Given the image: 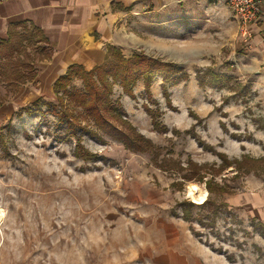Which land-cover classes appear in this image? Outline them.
Listing matches in <instances>:
<instances>
[{
  "label": "rangeland",
  "instance_id": "obj_1",
  "mask_svg": "<svg viewBox=\"0 0 264 264\" xmlns=\"http://www.w3.org/2000/svg\"><path fill=\"white\" fill-rule=\"evenodd\" d=\"M138 23L133 29L145 45L133 51L189 75L178 86L156 78L150 96L143 80L134 88L135 98L114 86L111 99L124 108L123 120L157 150L127 149L92 123L88 130L101 137L77 128V136L59 140L66 136V125L56 115L63 110L46 104H58L52 91L38 107L7 101L10 106L0 109V264H264L263 82L262 89L255 86V78H246L221 52L220 32H178L172 20L166 30L158 22ZM38 45L29 47L22 60L42 57ZM207 70L230 81L220 88L201 82L197 73ZM83 89V82L75 80L70 91ZM145 107L161 115L168 133L154 130ZM70 109L83 126L88 124L82 109ZM189 130L203 145L184 134ZM78 139L93 159L76 156ZM194 170L192 181L183 179ZM207 181L226 189L210 197L228 207L219 210L213 226L197 208L193 218L204 224L185 222L180 205H199L188 197L189 185L209 193ZM179 251L184 257L175 255ZM165 253L172 255L170 261Z\"/></svg>",
  "mask_w": 264,
  "mask_h": 264
},
{
  "label": "crops",
  "instance_id": "obj_2",
  "mask_svg": "<svg viewBox=\"0 0 264 264\" xmlns=\"http://www.w3.org/2000/svg\"><path fill=\"white\" fill-rule=\"evenodd\" d=\"M260 1L264 13V0ZM139 20L158 22L163 30L166 22L172 20L173 30L178 32H220L221 52L237 62L246 78L254 77V85L262 89L264 22L251 27L249 46L245 45L239 35V22L225 0H4L0 1V42L8 39L9 30L15 25L22 24L42 33L45 41L39 44L45 50L34 62V80L16 90L0 82L4 86L0 109L10 106L7 101L22 106L23 102L35 103L49 95L54 92L55 82L72 66L91 71L104 65L109 46L121 50L125 57L138 53L133 50L145 43L133 29ZM183 21L186 23L182 26ZM206 39L211 40L208 36ZM175 228L172 225V230ZM181 230L183 243L182 226ZM180 249L183 251L184 247L180 245ZM164 255L170 261L172 255ZM175 255L184 257L181 251Z\"/></svg>",
  "mask_w": 264,
  "mask_h": 264
},
{
  "label": "trees",
  "instance_id": "obj_3",
  "mask_svg": "<svg viewBox=\"0 0 264 264\" xmlns=\"http://www.w3.org/2000/svg\"><path fill=\"white\" fill-rule=\"evenodd\" d=\"M44 41L45 38L42 33L34 27L29 29L26 25L20 24L15 25L13 29L9 30L8 39L0 42V82L5 84L7 88L16 90L20 86L34 80L36 76L34 62L26 61L25 59L23 61L22 54L27 53L29 47L39 46L38 44ZM38 49L39 51H44L45 47L40 46ZM200 75V73H197V78L201 82L205 79L208 84L219 88L223 87L224 82L230 81V78L218 75L211 70H207L202 76ZM158 77L161 78L165 84H171L173 86H178L180 83L188 81L189 79V75L184 74L182 69H179L171 63H165L158 59L150 58L144 53H136L127 58L123 55L121 50L113 46L108 47L106 63L100 67H96L91 71H87L81 66L70 67L67 73L61 76L54 84V95L56 96L58 104L46 103L47 106L53 107L52 110L55 106L63 110L61 112L58 111L56 115L60 118L61 123L66 125V136L58 137V139L62 140L63 138L66 139L77 136V128L82 129L95 138L101 137L97 131L88 130L89 123H92L94 127L102 131L103 134L123 141L127 149L129 148L133 151L142 153H146L150 150H157L150 140L137 133L135 128L126 120H123V118L127 116L124 108L118 102L114 103L111 98L115 85H119L126 95L135 98L134 88L141 80L144 81L146 93L150 96L151 85ZM75 80H81L83 82V90L70 91ZM163 89L165 96L168 97L167 88L163 86ZM64 97L68 99L67 104ZM41 101L42 99H39L37 102L33 103V106L38 107ZM70 107L76 109L80 108L84 111L85 120L88 122L86 126H83L81 120ZM145 110L152 118L154 130L168 133V129L164 127L159 120L161 115L148 107H145ZM29 112L31 113V111ZM120 126L125 129V131L121 130ZM174 133L182 134L177 130H175ZM184 134L197 138L199 143L203 145V141L193 130L185 131ZM75 153L77 157L84 158V160L87 161L95 157L92 153L85 150L80 139H78ZM164 164L165 166L162 165V167H166V170L167 161H165ZM189 164H191V166L193 165L194 168L197 167L194 163ZM193 174V176L184 177L183 179L192 181L193 177L196 175L195 170ZM172 186H175L174 183ZM207 188L210 195L204 204L194 205L191 202H184L180 205L183 207L181 218L185 222L192 223L198 221L204 224L203 220H207L210 222L208 226H213L219 214V210L222 207H228L225 203L217 205V202L210 197L217 189L222 193L226 192L225 188L216 187L212 184V181H207ZM195 208L198 209L197 214L198 216H202L203 220L193 218V211ZM202 212L206 213L201 215L200 213ZM173 215L177 216L176 210H173ZM190 230L194 233L192 227ZM262 232L264 235V227Z\"/></svg>",
  "mask_w": 264,
  "mask_h": 264
},
{
  "label": "built area",
  "instance_id": "obj_4",
  "mask_svg": "<svg viewBox=\"0 0 264 264\" xmlns=\"http://www.w3.org/2000/svg\"><path fill=\"white\" fill-rule=\"evenodd\" d=\"M4 1V0H0ZM239 22V35L243 43L249 46L250 32L253 25L264 22V13L260 0H225Z\"/></svg>",
  "mask_w": 264,
  "mask_h": 264
},
{
  "label": "bare ground",
  "instance_id": "obj_5",
  "mask_svg": "<svg viewBox=\"0 0 264 264\" xmlns=\"http://www.w3.org/2000/svg\"><path fill=\"white\" fill-rule=\"evenodd\" d=\"M209 193L206 189L201 188L197 184H190L188 187V197L192 198L194 203L204 204L208 199Z\"/></svg>",
  "mask_w": 264,
  "mask_h": 264
}]
</instances>
